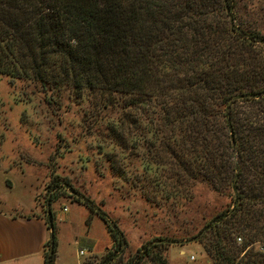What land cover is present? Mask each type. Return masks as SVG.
<instances>
[{"label":"trees","instance_id":"obj_1","mask_svg":"<svg viewBox=\"0 0 264 264\" xmlns=\"http://www.w3.org/2000/svg\"><path fill=\"white\" fill-rule=\"evenodd\" d=\"M240 1L0 0V77L37 82L51 99L67 88L137 109L152 205L184 209L199 184L228 198L196 231L154 237L126 264H168V246L193 240L212 264H264L249 247L264 242V28ZM96 214L121 247L116 223ZM52 217L48 208L45 264L55 259Z\"/></svg>","mask_w":264,"mask_h":264},{"label":"rangeland","instance_id":"obj_2","mask_svg":"<svg viewBox=\"0 0 264 264\" xmlns=\"http://www.w3.org/2000/svg\"><path fill=\"white\" fill-rule=\"evenodd\" d=\"M240 7L264 28V0H241ZM97 97V103L77 98L66 88L51 99L37 82L0 77V209H35L43 216L51 209L53 264H100L109 252L107 264H126L154 237L196 231L202 216L228 202L205 184L196 186L184 209L148 202L138 169L137 109L103 107ZM124 113L127 119L118 120ZM99 210L122 232L121 247ZM258 244L249 247L258 250ZM164 255L168 264H212L196 240L168 246Z\"/></svg>","mask_w":264,"mask_h":264},{"label":"crops","instance_id":"obj_3","mask_svg":"<svg viewBox=\"0 0 264 264\" xmlns=\"http://www.w3.org/2000/svg\"><path fill=\"white\" fill-rule=\"evenodd\" d=\"M30 210L10 213L0 209V264H45L50 232L45 216Z\"/></svg>","mask_w":264,"mask_h":264},{"label":"built area","instance_id":"obj_4","mask_svg":"<svg viewBox=\"0 0 264 264\" xmlns=\"http://www.w3.org/2000/svg\"><path fill=\"white\" fill-rule=\"evenodd\" d=\"M237 242H238V244H240V243H242V238L241 237H238L237 238ZM259 244V247H258V250L259 251H261V252H264V242L263 243H260V242H258ZM254 244H256V242H253V245ZM79 254L80 255H83V251L81 250V251H79ZM195 258H194V256L193 255H191L190 256V260H194Z\"/></svg>","mask_w":264,"mask_h":264},{"label":"water","instance_id":"obj_5","mask_svg":"<svg viewBox=\"0 0 264 264\" xmlns=\"http://www.w3.org/2000/svg\"><path fill=\"white\" fill-rule=\"evenodd\" d=\"M52 237V232L50 233V238ZM123 240H124V238H123ZM52 245V244H51Z\"/></svg>","mask_w":264,"mask_h":264}]
</instances>
